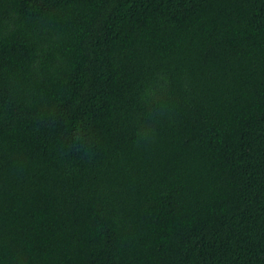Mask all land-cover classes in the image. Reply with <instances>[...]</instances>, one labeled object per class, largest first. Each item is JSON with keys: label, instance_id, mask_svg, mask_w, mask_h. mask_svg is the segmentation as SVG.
I'll use <instances>...</instances> for the list:
<instances>
[{"label": "trees", "instance_id": "trees-1", "mask_svg": "<svg viewBox=\"0 0 264 264\" xmlns=\"http://www.w3.org/2000/svg\"><path fill=\"white\" fill-rule=\"evenodd\" d=\"M0 264H264V0H0Z\"/></svg>", "mask_w": 264, "mask_h": 264}]
</instances>
